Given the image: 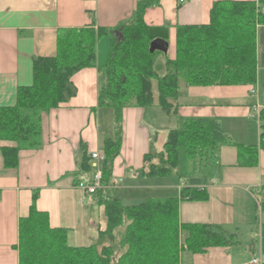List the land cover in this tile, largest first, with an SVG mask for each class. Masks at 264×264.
Listing matches in <instances>:
<instances>
[{
  "label": "trees",
  "instance_id": "1",
  "mask_svg": "<svg viewBox=\"0 0 264 264\" xmlns=\"http://www.w3.org/2000/svg\"><path fill=\"white\" fill-rule=\"evenodd\" d=\"M158 2L139 0L134 16L111 28H57L54 53L36 56L32 81L16 87L13 104L0 106V152L6 167L18 165L21 151L42 146V116L75 95L71 78L76 72L96 68L93 110H112L113 133L100 139L102 187L91 193L103 208L105 228L95 243L71 245L68 230L51 227L48 214L36 208L35 189L28 214L17 223V264H112L116 254L115 264H180L182 250L203 253L210 247L232 244V235L220 225L181 222L179 204L208 199L209 170L216 150L223 145L236 147L239 166L258 165L259 150L264 153V107L257 117V144L232 139L217 119L186 118L167 132L161 151L150 149L143 155L140 173L170 177L183 150L187 168L178 196L125 204L106 192L122 146L125 107L158 106L175 113L182 86H250L257 82V28L264 26V0H217L210 8L208 23L177 25L173 58L149 50L152 41L168 40L167 24L152 26L143 19L146 8ZM105 35L109 36V50L105 62L98 64L97 42ZM80 151L75 185L83 175L90 179L93 174H88L95 170L84 142ZM258 207L259 247L264 258V200Z\"/></svg>",
  "mask_w": 264,
  "mask_h": 264
},
{
  "label": "crops",
  "instance_id": "2",
  "mask_svg": "<svg viewBox=\"0 0 264 264\" xmlns=\"http://www.w3.org/2000/svg\"><path fill=\"white\" fill-rule=\"evenodd\" d=\"M138 1L0 0V106L13 104L16 87L32 81V61L36 56L54 53L57 28H111L131 19ZM215 1L159 0L146 8L143 19L152 26L168 25L167 54L173 58L176 26L208 23ZM260 27L257 28V80L261 72ZM108 50L109 36L105 35L97 42L98 64L105 62ZM71 81L76 87L75 95L42 116V146L21 151L16 167H6L0 152V264H17L14 249L17 223L28 214L35 189L38 190L36 208L48 214L51 227L68 230L71 245L89 246L105 228L102 206L92 194L75 185L74 172L80 159L81 142L85 143L88 153L97 152L101 136L112 135V112L106 113L110 115L109 126L104 127L100 120L103 108L93 110L97 102L96 68L76 72ZM252 87L182 86L175 113H167L158 106L125 107L122 146L114 160L111 177L112 181L117 178L122 181L110 186L107 195L125 204H137L148 197L178 196L180 182L148 177L140 169L143 155L157 149L156 145H163L167 132L186 118L217 119L223 132L232 139L257 144L258 127L251 122ZM92 164L95 166L96 160L92 159ZM263 176L261 149L257 166H239L237 150L232 145L216 150L206 185L208 199L181 201L179 219L220 225L232 235L233 242L228 246L210 247L203 253L182 250L180 264H251V258L260 253L257 216L258 205L264 200ZM254 226L256 232L252 229Z\"/></svg>",
  "mask_w": 264,
  "mask_h": 264
},
{
  "label": "rangeland",
  "instance_id": "3",
  "mask_svg": "<svg viewBox=\"0 0 264 264\" xmlns=\"http://www.w3.org/2000/svg\"><path fill=\"white\" fill-rule=\"evenodd\" d=\"M258 30H259L258 31V36H260L259 41H260V46H261V50H262L261 51V58H260V64H261L260 69H261V72H260L259 80H257V82L255 84H253L252 89H254V90L257 89L260 97H262L264 95V26H261ZM167 56H170L169 53L167 54ZM158 57H160V59H162L163 54H159ZM252 99H253V104H254L256 102V100L254 98H252ZM259 102H260V105H262L261 99H260ZM102 111H103L102 112L103 115L101 116V119H100L101 123H102V125L104 127H106V125L109 126L110 115L108 117V116H106V113L108 114L109 111L112 112V110L110 108H103ZM251 122L253 124L255 123L257 125V116L254 113H252ZM178 125L181 126L180 123H178ZM247 127H249V126L247 125ZM239 128H240V126H239ZM156 147H157V149H155L156 152H159V151L162 150V145H156ZM186 168H187V165H186V162H185V159H184L183 150H180V157H179L178 166H177L175 172L170 177H165L166 180L168 182H170V183H179V182L181 183V182H183L184 181L185 172H186ZM258 215L261 216L259 207H258ZM252 229L255 230V232L257 231V227L256 226L252 227ZM117 255L118 254H116L114 256V258L112 260V264H115Z\"/></svg>",
  "mask_w": 264,
  "mask_h": 264
},
{
  "label": "built area",
  "instance_id": "4",
  "mask_svg": "<svg viewBox=\"0 0 264 264\" xmlns=\"http://www.w3.org/2000/svg\"><path fill=\"white\" fill-rule=\"evenodd\" d=\"M250 94L256 100V102L252 105V113H254L258 117L260 110L264 107V95L260 97L257 89L256 90L252 89ZM260 99H261L262 105H260V102H259ZM91 157L92 159L96 160V164L94 166L95 170H94L93 175L90 177V179L80 180L76 185L79 189H81L82 191L88 194L94 193L96 189L102 187V184L100 183L101 171L98 166V163L103 159V155L99 151H97V152H92ZM121 181H122L121 178L114 179L113 181L111 180L110 186L115 185ZM250 263L251 264H264V260H263L261 253H259L256 256H253L250 260Z\"/></svg>",
  "mask_w": 264,
  "mask_h": 264
},
{
  "label": "water",
  "instance_id": "5",
  "mask_svg": "<svg viewBox=\"0 0 264 264\" xmlns=\"http://www.w3.org/2000/svg\"><path fill=\"white\" fill-rule=\"evenodd\" d=\"M167 46L168 45L166 42L163 43V41H155L154 40L150 43L149 50H150V52H153L154 50H160V51L166 53L167 52Z\"/></svg>",
  "mask_w": 264,
  "mask_h": 264
}]
</instances>
